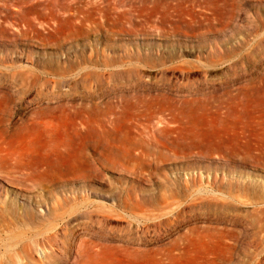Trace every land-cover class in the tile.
<instances>
[{"label": "rangeland", "instance_id": "obj_1", "mask_svg": "<svg viewBox=\"0 0 264 264\" xmlns=\"http://www.w3.org/2000/svg\"><path fill=\"white\" fill-rule=\"evenodd\" d=\"M0 264H264V0H0Z\"/></svg>", "mask_w": 264, "mask_h": 264}]
</instances>
